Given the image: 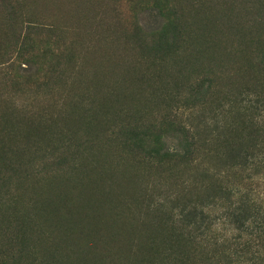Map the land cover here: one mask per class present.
Returning a JSON list of instances; mask_svg holds the SVG:
<instances>
[{
    "label": "rangeland",
    "instance_id": "rangeland-1",
    "mask_svg": "<svg viewBox=\"0 0 264 264\" xmlns=\"http://www.w3.org/2000/svg\"><path fill=\"white\" fill-rule=\"evenodd\" d=\"M263 54L264 0H0V264H264Z\"/></svg>",
    "mask_w": 264,
    "mask_h": 264
},
{
    "label": "trees",
    "instance_id": "trees-1",
    "mask_svg": "<svg viewBox=\"0 0 264 264\" xmlns=\"http://www.w3.org/2000/svg\"><path fill=\"white\" fill-rule=\"evenodd\" d=\"M151 1L154 2L155 6L159 8L167 0H151ZM252 2L254 4H261V0H252ZM166 13H164V16L166 15L168 16L172 14L169 11ZM172 17L175 19V23L168 22L166 26L161 27V29L157 31L158 33L157 35L152 36V37H158L159 42H157L158 43L157 46L159 48L161 46L167 45V38L169 36L172 37V39H174L175 35L178 33L179 18L175 13L172 14ZM261 64H263L264 66V54L262 55ZM196 93L197 96L199 97H201L204 93L206 95L209 94L208 92H206V90L202 92L201 95L199 90H197ZM120 133L124 137L125 143L130 148L129 149L130 152L135 154L142 153L144 155L151 157H154L155 155H158L161 152L164 145V138L167 137L177 140L180 148L184 152V157L185 156L190 157L192 155V152L196 144L193 141V136L189 134L188 130H186V128L183 125H180L179 123H176V121H172L167 118L156 126L152 124L147 126L146 124L132 125L131 123H128L127 125L126 124L124 125V129ZM100 156L101 154L97 155V157ZM104 162L107 163L108 161H104ZM95 164H99V163L93 161L92 165Z\"/></svg>",
    "mask_w": 264,
    "mask_h": 264
},
{
    "label": "bare ground",
    "instance_id": "bare-ground-1",
    "mask_svg": "<svg viewBox=\"0 0 264 264\" xmlns=\"http://www.w3.org/2000/svg\"><path fill=\"white\" fill-rule=\"evenodd\" d=\"M96 213V212H95Z\"/></svg>",
    "mask_w": 264,
    "mask_h": 264
}]
</instances>
